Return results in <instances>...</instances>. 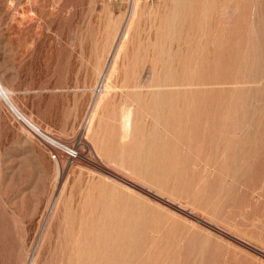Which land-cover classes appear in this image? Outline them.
<instances>
[{"label":"rangeland","instance_id":"1","mask_svg":"<svg viewBox=\"0 0 264 264\" xmlns=\"http://www.w3.org/2000/svg\"><path fill=\"white\" fill-rule=\"evenodd\" d=\"M132 2L0 0V87L81 155L0 99V264H264V0Z\"/></svg>","mask_w":264,"mask_h":264},{"label":"bare ground","instance_id":"2","mask_svg":"<svg viewBox=\"0 0 264 264\" xmlns=\"http://www.w3.org/2000/svg\"><path fill=\"white\" fill-rule=\"evenodd\" d=\"M135 2V0H133V4H135L134 3ZM178 33V32H177ZM113 43H111V46L107 49V56H109V53L110 52H112V54H113V51H114V49L113 48H115V46H113L112 45ZM111 54V53H110ZM106 60V62H103L102 63V69L100 70V71H98V76H99V78H100V76L103 78L104 77V75H105V72L107 71V67L109 66V60H110V58L108 59V57L105 59ZM106 63V64H105ZM103 80V79H102ZM106 86L107 85H104V87H102V88H104V90L106 89ZM132 86V85H131ZM136 87V86H142V84L141 83H139V82H134L133 83V87ZM6 88V87H5ZM7 89V88H6ZM142 95H140V92H135V91H132V93H131V98L132 99H135V100H137V101H140V104L142 105V107L144 108V109H147V103H146V101L144 100V96L142 97V98H140ZM0 99L6 104V106L8 107V108H10V110H12V112H13V114L20 120V121H22L27 127H29V129H31V128H35L36 126L33 124V123H31L27 118H25L18 110H17V108L11 103V101H10V99H9V97L7 96V94H6V92H5V90L2 88V87H0ZM100 103V102H99ZM170 104V103H169ZM96 105V104H95ZM95 107V106H94ZM123 109V108H122ZM121 109V110H122ZM91 110V109H90ZM167 110V109H166ZM122 112V111H121ZM121 112H120V114H121ZM169 113V112H168ZM90 115H89V117H88V119L86 120L88 123L90 122V120H91V117H92V115H93V111L92 112H90L89 113ZM196 115V114H195ZM213 117V116H212ZM131 118H132V108H131V104L130 103H126L125 104V106H124V109H123V112H122V114H121V116H120V123H119V125H120V131H121V136H126L127 135V133L129 132V130H130V128H131ZM201 118V117H200ZM199 118V119H200ZM207 118V117H206ZM214 118H212V120H213ZM172 120H173V118H172ZM87 123V124H88ZM194 123V122H193ZM164 124V123H163ZM184 127H185V124H184ZM189 127V126H188ZM214 127V126H213ZM37 128V127H36ZM40 130V129H39ZM213 130V129H212ZM42 132V131H41ZM191 135H193V133L191 134ZM205 135H206V133H205ZM209 135V134H208ZM59 139V138H58ZM205 139V138H204ZM163 147V146H162ZM173 154V153H172ZM165 162V161H164ZM133 163V162H132ZM160 163V162H159ZM141 166V165H140ZM165 166V165H164ZM151 168H152V166H151ZM158 168V167H157ZM140 169H142V166L140 167ZM159 170V169H158ZM173 171V170H172ZM143 174V173H142ZM117 209V208H116ZM131 213V212H130ZM123 218V217H122ZM121 221V220H120ZM139 222V221H138ZM124 224V223H123ZM129 224V223H128ZM132 224V223H131ZM137 228V227H136ZM119 231V230H118ZM133 233V232H132ZM136 233V232H135ZM125 235H126V233H124ZM100 235V234H99ZM129 235H130V233H129ZM133 236V235H132ZM104 237V236H103ZM102 237V238H103ZM96 238V237H95ZM136 238V237H135ZM134 238V239H135ZM83 239H84V237H83ZM125 240V239H124ZM123 240V241H124ZM122 241V242H123ZM138 241H139V239H138ZM88 242V241H87ZM121 242V243H122ZM95 243V242H94ZM84 244H86V246H88L89 244L88 243H84ZM123 244H125V243H123ZM116 245V244H115ZM118 245V244H117ZM85 246V245H84ZM115 247V246H114ZM121 247H122V245H121ZM83 249V248H82ZM110 249V248H109ZM123 249V248H122ZM95 250H96V247H95ZM112 250V249H111ZM99 251V250H98ZM109 251V250H108ZM128 251H130V250H128ZM88 253H89V255L90 254H92V252L93 251H87ZM86 252V253H87ZM112 252V251H111ZM114 252V251H113ZM123 252H124V250H123ZM120 253V252H119ZM118 253V254H119ZM110 254V253H109ZM129 254V253H128ZM95 256H96V254H94ZM115 255V254H114ZM131 255V254H130ZM118 255H116V257L115 258H118L117 257ZM120 256V255H119ZM71 258V257H70ZM73 258V257H72ZM94 258V257H93ZM96 258V257H95ZM112 258V257H111ZM127 258H128V256H127ZM126 258V259H127ZM85 260V259H84ZM121 260V259H120ZM100 261V260H99ZM104 261H107V258H106V260H104ZM113 261V260H112ZM122 261V260H121ZM128 261H129V259H128ZM131 261V260H130ZM101 262H103V260L101 261ZM118 263H120V262H118ZM104 264V263H103ZM106 264V263H105ZM112 264V263H111Z\"/></svg>","mask_w":264,"mask_h":264},{"label":"built area","instance_id":"3","mask_svg":"<svg viewBox=\"0 0 264 264\" xmlns=\"http://www.w3.org/2000/svg\"><path fill=\"white\" fill-rule=\"evenodd\" d=\"M45 145L52 160L62 158L68 166L75 165L81 158L79 151L54 136L41 132L38 128L30 129Z\"/></svg>","mask_w":264,"mask_h":264}]
</instances>
